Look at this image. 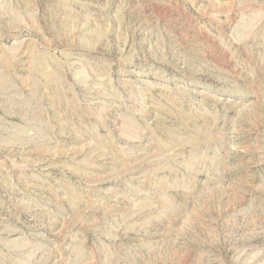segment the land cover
Instances as JSON below:
<instances>
[{"label":"rangeland","instance_id":"rangeland-1","mask_svg":"<svg viewBox=\"0 0 264 264\" xmlns=\"http://www.w3.org/2000/svg\"><path fill=\"white\" fill-rule=\"evenodd\" d=\"M0 264H264V0H0Z\"/></svg>","mask_w":264,"mask_h":264}]
</instances>
